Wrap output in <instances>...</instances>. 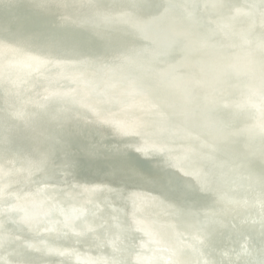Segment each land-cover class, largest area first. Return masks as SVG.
I'll list each match as a JSON object with an SVG mask.
<instances>
[{
    "label": "water",
    "instance_id": "obj_1",
    "mask_svg": "<svg viewBox=\"0 0 264 264\" xmlns=\"http://www.w3.org/2000/svg\"><path fill=\"white\" fill-rule=\"evenodd\" d=\"M32 1L40 9H51V17L55 16L59 6L64 5L70 28L68 31L63 28L61 34L65 40L78 38L85 48H63L61 53L72 58L68 64L69 71L59 73L53 84L48 79L47 71L37 73L39 63L36 58H32L31 63H28L32 65L30 70L19 73L16 67L29 59H17L10 54L12 51H19L17 44L21 40L24 41L28 33L21 24L25 16L14 18L5 10L10 3L15 4V0H0V18L4 15L3 19H0L2 29L8 33L18 24V40L9 41L6 47L8 51L2 52L5 65H9L6 77L13 84L9 97H17V92H23L25 95H20L23 99L22 105L9 98L0 99L1 108L5 104L17 103L20 108L19 118L29 117L25 121L31 123L39 122L41 116L33 115L28 110L30 108H34L33 112L37 114L63 113L71 118L81 116L88 123L89 117L95 116L98 132H88L87 135H93L100 141L95 142L83 136L81 139L86 144V155L107 160L116 155L130 153L136 158L147 159L150 165L146 170L136 161H132L130 167L135 172L147 176L149 180L164 182L163 179L171 177V174L185 175L182 172L184 162L206 166L212 154L190 158L189 154L181 150L184 140L196 139L194 131L189 127L178 137H158L156 141L149 139L150 128H160L168 134H174L167 124H177L178 119L173 115L164 114L161 108L168 106L167 102H170L166 97L153 98L144 94L136 96L130 89L123 90L118 84L108 86L107 80L121 83H128L130 80L129 74L121 66L122 62L129 58V53L122 47L125 45L143 57H152L164 64L165 67L151 65L145 72L158 76V83L165 88L162 92L170 93L176 98L174 105L177 109H191L195 115L206 113L215 120V129L220 136L237 138L241 143L234 144L255 153H264V93L260 92L264 86V78L258 73L264 72V64L260 62L261 56L264 55V0H177L178 19L189 24L187 29H181L176 24H167L168 8L172 0ZM16 2L19 9L25 13L28 0ZM133 14L138 16L135 21L130 19ZM212 19L220 24L211 23ZM233 20L240 26H235ZM41 25L54 29L62 28V23L58 22ZM205 25L207 29L202 28ZM227 27H230V30ZM38 28L30 27V35L37 37ZM101 35L110 38L105 45L100 44ZM143 44L146 45L145 48L142 47ZM90 46H95V49H89ZM179 51L190 55L208 54L210 59L201 63L191 56L188 63H182L175 59V54ZM109 52L117 54L121 58L120 63ZM78 55L88 61L78 62ZM48 66L56 68L61 64L56 56H52L48 60ZM250 71H255L259 79ZM204 73L215 75L218 81H206L202 78ZM33 79L37 85L29 88V83L34 82ZM180 79L191 82H185L183 87H179L177 81ZM131 89L134 91V87ZM74 91L78 92L77 96L72 95ZM191 99L195 100V104L190 103ZM121 100L123 102H120ZM63 117L58 120V136L65 125ZM237 129L244 131L242 138L237 135ZM75 132L72 131V136H79ZM252 136H257L260 140L253 139ZM215 147L221 148L219 145ZM178 154L186 156L181 160L176 157ZM237 154L240 155L239 152ZM257 160L262 161L261 158ZM34 162L35 157H30L23 164L22 171ZM91 171L93 173L87 180H81L77 184L78 187H91L97 180L95 174L102 170L100 166H94ZM215 173L221 179L227 176L223 171L215 170ZM107 181L104 179L97 188L103 189ZM238 181L228 180L230 188L217 194L220 199L218 206L214 208L217 219L209 230L215 237L213 241H221L222 246L211 241L208 249L210 247L209 251L213 255L208 261L194 264H264V205H258L255 210L244 209L242 206L247 201L244 195L239 201L231 202L229 193L243 192L242 188L236 185ZM71 186L75 187V182H72ZM249 190L247 185L244 193L248 198ZM145 191L148 194H156L151 190ZM211 194L216 195L215 192ZM181 202L179 200L177 206H183ZM0 206L1 219L9 212L11 206ZM129 206L126 198H119L118 203H110L95 210L99 217L105 219L103 224L116 232V238L107 239L99 246V250L103 252L111 249L117 253L111 256L102 253L88 264H153L146 258V254L157 261L154 264L172 263L171 248L161 244L157 234L147 232L139 218L134 215L139 211L132 209L130 203ZM202 207L211 209L213 206L207 203ZM124 211L129 212V220L124 226L132 230L131 234L136 237L134 241L127 242L130 234L126 235L121 228L120 221ZM109 213H114V217L109 218ZM127 245L130 250H135L133 252L136 256L132 251L128 252ZM178 247L193 250L189 242L179 244ZM125 252H128L126 259L121 257ZM68 258L74 263L77 261L75 258ZM0 264H11L8 253L0 255Z\"/></svg>",
    "mask_w": 264,
    "mask_h": 264
},
{
    "label": "bare ground",
    "instance_id": "obj_2",
    "mask_svg": "<svg viewBox=\"0 0 264 264\" xmlns=\"http://www.w3.org/2000/svg\"><path fill=\"white\" fill-rule=\"evenodd\" d=\"M15 4L10 3L5 10L14 18L24 15L21 24L28 33L26 32L24 41L18 42L19 51H12L10 55L17 59H29L20 63L16 70H19V73L30 70L32 65L28 63H31L32 58H36L39 63L37 73L47 71L48 79L53 84L59 73L69 71L68 64L72 58L61 53L63 48L81 49L85 46L81 45L78 38L65 40L64 35L61 34L63 28L65 30L70 28L64 5L59 6L55 16L51 17V9H40L32 0H28L25 13L19 9L16 0ZM168 15L167 24H176L181 29L189 28L187 22L178 19L177 0L171 1ZM2 16L0 19H3ZM136 18H138L137 14L130 16L132 21ZM54 22L62 23V28L54 29L41 25V23L54 24ZM211 23L220 24L215 19H212ZM233 24L240 26L235 20ZM35 26L39 27L37 37L29 33L30 27ZM17 28L18 24L13 31L6 33L7 30L2 29L0 25V99L9 98L22 105L23 99L20 95L25 97L23 92H17L15 98L9 97L13 84L6 77L9 65H5L2 59V52L8 51L7 43L18 40ZM202 28L208 27L205 25ZM227 29L230 30V27ZM109 39L108 36L101 35L100 44L105 45ZM122 47L129 53V58L123 61L121 66L129 74L130 80L128 83L107 80L108 86L118 84L123 90L130 89L136 96L144 94L153 98L166 97L165 99L170 102H167L168 106L161 108L164 114L173 115L178 119L177 124H167L174 134H168L160 128H150L149 139L156 141L158 137H178L183 134L185 128L189 127L194 131L196 139L184 140L181 150L189 154L190 158L212 154L210 161L206 166L184 162L182 172L185 175L171 174V177L163 179L164 182L149 180L147 176L135 172L130 167L131 162L136 161L146 170L150 165L147 159L136 158L130 153L116 155L107 160L90 158L86 155V144L81 138L84 136L95 142L100 141L93 135H87L88 132L92 134L98 132L95 116L89 117L88 123L81 116L71 118L64 116L63 113L37 114L33 112L34 108H30L28 110L33 115L41 116L39 122L31 123L25 121L29 117L19 118L20 108L17 103L5 104L0 107V205L7 204L12 208L9 207V212L0 219V255L8 253L11 264H88L102 253L105 256L117 253L111 249L103 252L99 250V246L107 239L116 238V232L110 226L103 224L105 219L99 217L95 210L110 203H118L119 198H126L128 206L130 203L132 209L139 211L140 214L134 215L139 218L147 232L157 234L158 241L171 248L173 259L170 264L204 262L213 255L208 245L215 237L209 227L217 219V212L214 209L220 201L217 194L230 188L228 180H239L236 185L243 190V192L229 193L231 202L239 201L244 195L247 199L242 206L244 209L255 210L258 205H264V153H255L234 144L241 143L237 138L220 136L215 129V120L206 113L195 115L191 109L183 111L177 109L174 105L176 98L170 93L162 92L165 88L158 83V76L145 72L146 69L151 68V65L165 67L164 64L152 57L141 56L129 46L122 45ZM142 47L145 48L146 45L143 44ZM88 48L94 50L95 46ZM109 53L120 63L121 58L117 54ZM175 55V59L182 63H188L191 56L201 63L210 59L208 54L190 55L183 51ZM52 56L59 59L60 67L49 68L48 60ZM76 60L88 61L80 55ZM260 62L264 64V55L261 56ZM250 72L259 79L255 71ZM258 73L264 78V72ZM202 78L208 82L218 81V78L210 73L202 74ZM32 81L34 82L29 83V88L37 85L35 79ZM185 82L191 81L180 79L177 85L183 87ZM260 92L264 93V86L261 87ZM72 95L77 96L78 92L74 91ZM196 98L195 94L194 99ZM190 103L195 104V100L191 99ZM61 117L64 118L65 125L62 127L61 135L58 136L57 124ZM71 130L76 131L79 136H72ZM243 134V130L237 129L240 138ZM252 138L260 140L257 136ZM218 145L221 148L215 147ZM32 156L35 157V162L22 171L23 164ZM185 156L176 155L181 160ZM257 158H261L262 161L258 162ZM153 159L158 164L157 160ZM94 166H100L102 170L95 174L97 180L91 184V187H78L77 184L81 180H87L93 173L91 167ZM215 170L223 171L227 176L221 179L217 177ZM161 177L163 178L164 175ZM104 179L108 181L103 189H98L97 186ZM72 182H75V187L71 186ZM247 185L250 187L249 198L244 193ZM145 190H151L156 194H148ZM212 192L216 195L213 196ZM179 200L182 201L183 206H177ZM207 203H211L213 207L203 208L202 205ZM108 216L113 218L114 213H109ZM237 217L236 215L235 218ZM128 220L129 212L124 211L120 225L126 235L130 234L127 242L136 240L131 234L132 230L124 226ZM14 237L17 238L13 240ZM185 242L192 245V251L178 247ZM213 242H218L219 246H222L219 240ZM127 250L132 251L136 256L133 252L135 250H130L128 245ZM128 252L121 257L126 259ZM67 256L77 261L74 263ZM146 258L153 264L157 262L152 260L149 254H146Z\"/></svg>",
    "mask_w": 264,
    "mask_h": 264
}]
</instances>
